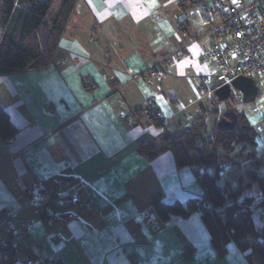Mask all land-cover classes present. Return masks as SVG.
Returning a JSON list of instances; mask_svg holds the SVG:
<instances>
[{
  "label": "crops",
  "instance_id": "0c3cea01",
  "mask_svg": "<svg viewBox=\"0 0 264 264\" xmlns=\"http://www.w3.org/2000/svg\"><path fill=\"white\" fill-rule=\"evenodd\" d=\"M202 1L78 0L46 68L0 76V107L16 131L0 138V209L34 221L30 238L40 245L13 264L30 258L36 264H264L258 205L264 196L247 174L264 177V163H255L264 158V97L235 111L255 132L252 145H236L230 154L243 161V170L230 155H222L229 166L219 165L229 173L217 183L246 186L237 203L252 199L249 208L262 225L257 235L241 239L243 248L230 240L223 253L214 249L204 210H187L188 202L204 198L195 168L178 167L163 141L197 118L206 125L213 91L224 84L215 64L198 57L216 36L222 43L228 37L222 28L209 32L219 13H212L211 26L195 13L209 2ZM193 38L189 51L162 67L160 81L146 73ZM202 76L209 77L208 102L199 93ZM150 104L164 128L140 111ZM144 141H155L161 153H142ZM156 191L164 203L178 201L187 215L162 223L150 207ZM72 194L90 212L70 204Z\"/></svg>",
  "mask_w": 264,
  "mask_h": 264
},
{
  "label": "trees",
  "instance_id": "16d2710c",
  "mask_svg": "<svg viewBox=\"0 0 264 264\" xmlns=\"http://www.w3.org/2000/svg\"><path fill=\"white\" fill-rule=\"evenodd\" d=\"M77 2L0 0V76L46 68L55 56ZM140 111L147 114L155 127L164 128L156 108ZM205 130L204 119L200 117L181 133L165 136L163 141L172 151L178 167L192 166L197 169L195 174L198 184L204 192L205 201L210 205L208 210L202 211V222L210 233L214 249L223 253L230 240L243 248L241 239L247 235H257L256 231L262 225L249 208L252 199L237 203L241 190L246 186L233 189L229 184L219 185L218 171L213 174L205 170L212 165L218 166L220 157L231 154L236 145H252L255 132L240 115L233 129L224 130L216 125L208 141L204 140ZM15 132L8 114L0 107V138L9 140ZM138 147L150 158L161 153L155 141L141 142ZM255 163L262 165L264 158ZM247 174L264 196V177L257 176L255 170L247 171ZM149 200L152 211L162 223L171 216L187 215L178 201L164 203L158 191L153 192ZM193 201L187 203V210H195ZM258 205L264 210V201Z\"/></svg>",
  "mask_w": 264,
  "mask_h": 264
},
{
  "label": "built area",
  "instance_id": "2783aa9c",
  "mask_svg": "<svg viewBox=\"0 0 264 264\" xmlns=\"http://www.w3.org/2000/svg\"><path fill=\"white\" fill-rule=\"evenodd\" d=\"M208 1L207 4L198 6L195 13L204 24L210 26L212 13H219L218 26H211L209 32H216L218 28H222L228 37L227 41L222 43L216 36L211 46L199 54V59L204 64H215L224 84H230L237 77H246L254 80L257 78L261 85H264V0ZM197 40L198 38H193L181 45L146 73L160 81L163 76L162 67L167 66L173 60H178L191 49ZM138 78V76L133 77L134 80ZM208 81V76L201 77L200 92H206L205 86ZM231 97L239 98V93L232 90ZM148 108L152 110L156 107L150 104ZM158 117L163 118L160 113ZM64 197V192L57 193V198L63 199ZM68 200L74 206L80 205L81 213H88L91 210L90 205L82 202L75 194L70 195ZM193 202L195 211L210 208L204 198H196ZM60 205H63V201ZM33 224L34 221L20 219L15 214L0 209V264H13L21 255L40 248L39 243L32 242L30 238ZM36 262V259L30 258L25 264H36Z\"/></svg>",
  "mask_w": 264,
  "mask_h": 264
},
{
  "label": "rangeland",
  "instance_id": "374dc122",
  "mask_svg": "<svg viewBox=\"0 0 264 264\" xmlns=\"http://www.w3.org/2000/svg\"><path fill=\"white\" fill-rule=\"evenodd\" d=\"M203 1H206V0H203ZM203 29L206 30V28H203ZM204 30H201V31H204ZM255 82H256V85L258 88L259 98H263L264 97V85H261V83L259 82V80L257 78L255 79ZM199 93L206 97V92H199ZM209 98L210 97H206L204 102H208ZM256 102H257V100H255L253 103H250V104H243L241 102V97L239 94V98H236V99L232 98V100L229 99L226 103H219L218 101L215 100L212 107L210 104L207 105L208 112L206 114L207 119H206V130H205L204 138L208 137L212 133V129H213L214 125L217 124V122L219 121V118H220L219 114L221 113V111H224L226 109V106L230 107L234 111L241 112V111H246L248 109L253 108L254 106H256ZM231 155H232V153H231ZM231 155L229 156L228 159L229 160L232 159V161L233 160L237 161L236 164H233L235 166V168L239 169V167H240V169L243 170V167H244L243 161H241L238 158V156L236 158H233V156H231ZM233 155H234V153H233ZM228 159H226V157H223V156L220 157L219 162H221V163L219 165H221V167L229 166L230 163H229ZM219 165L216 166L217 168L215 167V165L209 166L208 168H206L205 172L207 173L208 171H210L211 173L215 174L216 171H218V173L220 174V177L218 178V180L221 182L222 178L227 176L229 171L221 172L220 171L221 168L219 167ZM196 170L197 169L195 168V173H196ZM201 171L203 172V169ZM232 187L234 189L233 183H232Z\"/></svg>",
  "mask_w": 264,
  "mask_h": 264
},
{
  "label": "water",
  "instance_id": "95a60500",
  "mask_svg": "<svg viewBox=\"0 0 264 264\" xmlns=\"http://www.w3.org/2000/svg\"><path fill=\"white\" fill-rule=\"evenodd\" d=\"M232 90L238 92L243 104L253 103L258 96V88L256 82L252 78L237 77L230 84L219 86L213 91V96L219 103H226L232 100ZM238 115L230 107L226 106L225 113L220 117L217 126L224 130H230L237 126Z\"/></svg>",
  "mask_w": 264,
  "mask_h": 264
},
{
  "label": "bare ground",
  "instance_id": "6f19581e",
  "mask_svg": "<svg viewBox=\"0 0 264 264\" xmlns=\"http://www.w3.org/2000/svg\"><path fill=\"white\" fill-rule=\"evenodd\" d=\"M222 86V85H221Z\"/></svg>",
  "mask_w": 264,
  "mask_h": 264
}]
</instances>
